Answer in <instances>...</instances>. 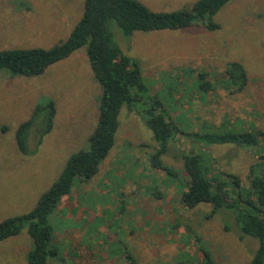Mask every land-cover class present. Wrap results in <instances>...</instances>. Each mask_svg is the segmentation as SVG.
<instances>
[{
    "label": "rangeland",
    "instance_id": "374dc122",
    "mask_svg": "<svg viewBox=\"0 0 264 264\" xmlns=\"http://www.w3.org/2000/svg\"><path fill=\"white\" fill-rule=\"evenodd\" d=\"M153 11L191 8L197 0H138ZM84 0H0V50L48 48L64 40L79 20ZM216 30L195 22L186 28L110 30L123 54L135 58L146 84L145 100L123 105L115 142L89 180L76 182L57 204L50 223L59 264H203L200 245L214 264H245L257 241L243 235L231 209L209 215L211 205H181L189 174L182 154L196 148L184 134L169 142L162 162L174 176L152 166L157 142L146 125L148 95L180 131H248L257 148L212 145L210 176L227 182L236 175L248 186L250 165L264 155V0H230L213 15ZM246 72L243 89L230 84L229 63ZM205 71L213 88L197 90L196 73ZM101 89L90 69L86 48L50 65L42 74L11 75L0 69V221L29 212L73 153L89 148L98 120ZM53 101L51 130L30 153L15 142L20 123L36 105ZM189 141L191 143H189ZM33 242L24 227L0 241V264H26Z\"/></svg>",
    "mask_w": 264,
    "mask_h": 264
},
{
    "label": "trees",
    "instance_id": "16d2710c",
    "mask_svg": "<svg viewBox=\"0 0 264 264\" xmlns=\"http://www.w3.org/2000/svg\"><path fill=\"white\" fill-rule=\"evenodd\" d=\"M229 1L197 0L191 8L153 11L138 0H84L82 14L64 40L48 48L0 50V69H7L11 75L32 76L42 74L50 65L85 46L90 69L101 89L98 120L90 136L89 148L79 150L66 159L57 178L39 196L29 212L0 221V241L17 235L26 227L33 242L26 254V264H59L54 262L58 259V250L51 245L54 229L50 223L57 204L71 192L76 182L89 180L97 173L114 145L121 107H130L141 100L146 102V84L141 67L135 58L119 50L109 27L110 22L113 21L125 36L134 31L186 28L195 22L202 23L212 31L218 28L213 15ZM226 74L229 83L237 86L235 91L245 87L247 76L242 65L229 63ZM196 81L197 90L202 93H209L213 88L205 71H197ZM148 99L146 125L157 142L151 157L152 166L174 176L176 172L161 160L169 142L178 134H184L194 142L196 148L191 144L190 150L182 154L189 180L187 188L181 193V205L193 208L202 203L210 204V216L220 208L233 210L241 233L257 241L256 250L245 264H264V155H259L260 161L250 165L248 186H242L236 175L229 174L233 188L231 193L227 189V182L210 176V169L216 161L208 149H203L204 146L210 148L221 144L255 149L259 145L258 135L248 131L184 133L160 112L156 98L148 95ZM54 116L53 101L34 107L29 118L20 123L15 132L20 153H30L31 134L37 132L35 143L38 144L51 130ZM200 250L203 264H214L208 250L201 245ZM129 257L130 263L136 264L133 256L129 254Z\"/></svg>",
    "mask_w": 264,
    "mask_h": 264
}]
</instances>
